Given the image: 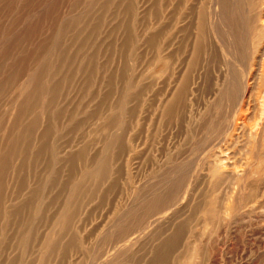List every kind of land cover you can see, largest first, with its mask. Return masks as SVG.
<instances>
[{"label":"rangeland","instance_id":"obj_1","mask_svg":"<svg viewBox=\"0 0 264 264\" xmlns=\"http://www.w3.org/2000/svg\"><path fill=\"white\" fill-rule=\"evenodd\" d=\"M196 1L0 0V264H264V77L246 0H220L222 40L211 16L202 67L161 112L191 53L163 58Z\"/></svg>","mask_w":264,"mask_h":264},{"label":"bare ground","instance_id":"obj_2","mask_svg":"<svg viewBox=\"0 0 264 264\" xmlns=\"http://www.w3.org/2000/svg\"><path fill=\"white\" fill-rule=\"evenodd\" d=\"M171 1V0H170ZM184 0H177V4L176 6L178 7V9L180 10L181 8H187V6L185 7L184 5ZM243 1V0H242ZM247 1V2H246ZM245 2L247 3L246 9L248 7V13L250 14L251 17V22H247V24L251 25L252 28V34H251V38H252V44H253V53H252V57L253 59H255V61L258 63L259 65V71H262V76L264 77V6H263V1L262 0H246ZM192 2V1H191ZM195 2V1H194ZM198 3V5L196 6V12L193 11L190 13V18L191 20L188 22L187 26H184L183 28H178L176 29L178 26V23H180L181 18H179L177 15L179 14L178 11H175L174 13L169 15V19L170 21L168 22V25L166 28H164V34L167 36H170L171 31L174 32V30L176 29L178 32L182 33V38L180 39V43H179V48L176 52H172L170 54L167 55L168 59H164L163 58V65H165L166 69L169 67L170 65V59L172 57H175L177 55L180 56L181 55H187V51H190L189 53H191V56L189 55V57L187 56L184 60H183V66L184 69L183 71L185 72V75L181 77L180 79V88L177 89H173L170 90L167 95L164 97L163 100V112L166 115H168L171 112V109L173 107V105L178 102L187 92L188 90V85L190 82V76L188 74V72H192L195 71L197 67H202L200 64L201 63V59L200 57L202 56L200 52L202 49H205V51L207 52V42L210 44H213V41L210 40V30L212 32V27L210 29H208V18L212 17V20L209 19V23H211V25H215L214 26V32H215V36L218 33L217 30L215 29V27L217 28V24L218 20H219V13H221V6L223 3H221L220 5V0H197L196 1ZM170 3V2H169ZM175 3V1H174ZM185 3L187 5V2L185 0ZM193 3V2H192ZM191 4V3H190ZM196 4V3H195ZM225 4V3H224ZM241 4V1H240ZM245 4V3H243ZM172 5V4H171ZM192 6V5H191ZM245 6V5H244ZM193 7V6H192ZM225 7V6H223ZM222 7V8H223ZM239 7V6H238ZM226 8V7H225ZM169 9V8H168ZM177 9V8H176ZM181 9V10H182ZM224 9V8H223ZM222 9V10H223ZM242 10V8L240 9ZM169 11V10H168ZM172 11V10H171ZM184 11V10H183ZM225 11V10H224ZM170 12V11H169ZM242 12V11H241ZM246 12V11H244ZM181 13V12H180ZM245 14V13H244ZM178 17V18H177ZM189 17V16H188ZM229 17V16H228ZM244 16H242L243 18ZM246 17V16H245ZM248 17V16H247ZM246 17V18H247ZM177 18V19H176ZM244 18V19H246ZM248 19V18H247ZM186 20V19H185ZM184 20V21H185ZM183 21V22H184ZM223 21V20H222ZM187 22V21H186ZM246 23V22H244ZM182 24V23H181ZM210 25V24H209ZM194 27L196 29L197 32V36H192L190 35V28ZM248 26V25H247ZM180 27V26H179ZM244 27V26H243ZM192 29V28H191ZM193 31V30H192ZM248 32V31H247ZM218 35V34H217ZM247 35V34H246ZM164 36V35H163ZM214 37V36H213ZM248 37V36H247ZM157 35H155V37L152 38L151 40V46L152 49L154 50V56H153V61L156 59H160L158 56V50L159 49V42L157 40ZM220 39V36H216V40ZM168 40V39H167ZM222 40V39H220ZM173 42H174V37L170 40V42H167L165 44V50H169L172 46H173ZM217 42V41H216ZM220 42V41H219ZM208 44V45H209ZM211 44V45H212ZM176 45V44H175ZM251 46V45H249ZM174 47V46H173ZM175 48V47H174ZM172 50V49H171ZM176 50V49H175ZM170 51V50H169ZM204 51V52H205ZM168 52V51H167ZM210 56V55H209ZM205 57V56H204ZM223 57V56H221ZM206 58V57H205ZM211 58V57H210ZM183 59V58H182ZM227 59V57L225 58ZM162 60V58H161ZM166 60V61H165ZM212 60V59H211ZM224 60V58H223ZM254 61V60H253ZM203 62V61H202ZM211 62V61H210ZM181 63V62H180ZM179 63V64H180ZM206 63V62H205ZM179 66V65H178ZM205 68V67H204ZM197 71V70H196ZM229 71V70H228ZM204 75L203 78L205 79L206 76V69H204ZM251 73V72H250ZM181 74V73H180ZM256 74V73H255ZM248 75V74H247ZM259 75V74H257ZM199 76V75H198ZM254 77V76H253ZM261 77V76H260ZM251 80V79H250ZM253 80V79H252ZM203 81V80H202ZM261 82V81H260ZM192 83V82H191ZM263 84V83H261ZM240 93H239V103L238 106H242L244 100H246L249 97V94L251 92V88L249 86V78H245L242 79L241 81V88H240ZM169 98V99H168ZM161 105V104H159ZM162 108V107H161ZM112 120H114V117H109V120L107 121L108 123L112 122ZM264 194V193H263ZM179 201H177L174 204H178ZM174 206V205H173ZM178 206V205H177ZM175 207V206H174ZM173 209V208H172ZM166 210H163L157 214L154 215L153 219L150 220L149 224L146 226V228L144 229L145 231L148 229L155 226V224L158 222H160L161 220H165V218H167L166 216L168 215L167 212H165ZM217 215V214H216ZM151 217V218H152ZM150 218V219H151ZM147 232V231H146ZM146 232H144L143 234L145 235ZM134 235V234H133ZM128 243H131V245H133V240L131 239ZM122 248V247H121ZM123 249V248H122ZM116 250V248L114 249ZM104 261V260H103ZM106 261V259H105ZM104 261V262H105Z\"/></svg>","mask_w":264,"mask_h":264}]
</instances>
